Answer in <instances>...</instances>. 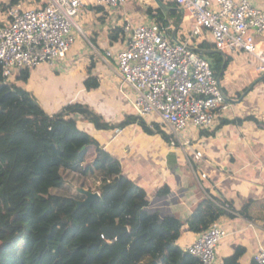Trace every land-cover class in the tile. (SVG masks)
I'll list each match as a JSON object with an SVG mask.
<instances>
[{"label": "trees", "instance_id": "obj_1", "mask_svg": "<svg viewBox=\"0 0 264 264\" xmlns=\"http://www.w3.org/2000/svg\"><path fill=\"white\" fill-rule=\"evenodd\" d=\"M20 1L0 0V10L8 17ZM178 11L172 8L168 19L179 18ZM146 12L168 27L165 10L147 7ZM5 23L0 20V27ZM111 31V43L124 34L120 26ZM214 46L199 45L208 50ZM210 57L219 76L229 58L217 52ZM95 65L93 57L89 73ZM30 74L31 69L21 71L13 83H4L0 66V264H201L178 240L185 227L197 234L223 217H234L231 206L211 195L186 220L150 213L147 190L123 173L121 160L81 129L74 115L98 130L138 124L149 135L161 134L168 144L172 135L134 114L111 124L79 102L49 115L19 85ZM85 86L99 88L97 75L91 74ZM90 177L99 182L100 196L87 206ZM169 192L165 185L158 195ZM241 214L247 215L246 210ZM117 224L128 226L129 233L117 241L103 238L102 228ZM244 253L238 247L222 264H241Z\"/></svg>", "mask_w": 264, "mask_h": 264}, {"label": "crops", "instance_id": "obj_2", "mask_svg": "<svg viewBox=\"0 0 264 264\" xmlns=\"http://www.w3.org/2000/svg\"><path fill=\"white\" fill-rule=\"evenodd\" d=\"M255 2L264 8V0ZM166 3H170L169 11L179 10L175 3ZM97 6L89 4L83 10L79 24L86 38L74 44L67 58L55 67L41 64L31 69L28 81L19 85L31 92L49 115L79 102L116 124L127 115L136 114L131 103L132 91H127L129 99L117 89L115 58L103 57L106 52H117L123 47L122 36L111 43L110 32L127 20L134 26L155 21L146 9L159 6L155 0H127L123 6L109 11L103 7L98 11ZM169 11H165L167 19ZM178 12L179 18L168 19V33L179 42L189 38L194 19L186 11ZM256 39L264 50V35H257ZM202 42L214 46L210 38H195L198 48ZM209 50L220 53L215 46ZM224 56L229 61L219 76L229 110L214 128H192L187 133L192 145L185 150L172 148L161 134L148 135L138 124L117 134V129L98 130L92 123L82 121L81 116L74 117L81 129L121 160L123 173L147 190L150 213L186 220L211 195L231 206L236 215L218 221L228 235L217 249V264H222L238 247L245 248L241 264H253L255 255L264 247V74L258 71L259 62L254 56L241 51ZM93 57L96 65L89 73ZM91 74L97 75L100 86L88 90L85 82ZM132 129L134 132L128 135ZM197 152L201 157H197ZM165 185L170 192L158 195ZM243 210L247 215L241 214ZM196 235L185 227L178 245L186 250Z\"/></svg>", "mask_w": 264, "mask_h": 264}, {"label": "built area", "instance_id": "obj_3", "mask_svg": "<svg viewBox=\"0 0 264 264\" xmlns=\"http://www.w3.org/2000/svg\"><path fill=\"white\" fill-rule=\"evenodd\" d=\"M126 1L40 0L33 6L30 0H21L8 11V19L0 27L4 83H13L21 71L41 64L55 67L66 59L77 33L83 35L76 18L86 6L96 4L109 11ZM163 1L175 3L180 11L193 17L194 27L187 40L174 41L168 27L154 21L134 26L127 20L122 26V49L106 52L103 57L115 58L117 89L129 99L127 91H132L136 116L151 126L168 128L173 137L169 145L185 150L192 145L187 137L192 128H214L230 107L213 61L196 50L195 38H210L224 55L241 51L254 56L259 62L258 71L264 74V50L256 39L264 35V8L255 0ZM122 130L117 129V134ZM197 157H201L200 152ZM227 235L225 226L217 221L197 233L185 251L201 264H217V249ZM254 259L264 264V247Z\"/></svg>", "mask_w": 264, "mask_h": 264}, {"label": "water", "instance_id": "obj_4", "mask_svg": "<svg viewBox=\"0 0 264 264\" xmlns=\"http://www.w3.org/2000/svg\"><path fill=\"white\" fill-rule=\"evenodd\" d=\"M155 2L163 10L169 11L170 8L165 4L163 0H155ZM196 50L203 55H209L214 52L213 50H207V49H202V48H196ZM219 79L221 80V76H219ZM87 194H88L87 200L84 202V204L87 206H91L93 201L96 200L100 196V194L95 193V192H87ZM129 231H130V228L123 224L104 226L102 228V232L105 238L108 240H113V241L119 240L122 236L129 233Z\"/></svg>", "mask_w": 264, "mask_h": 264}, {"label": "rangeland", "instance_id": "obj_5", "mask_svg": "<svg viewBox=\"0 0 264 264\" xmlns=\"http://www.w3.org/2000/svg\"><path fill=\"white\" fill-rule=\"evenodd\" d=\"M40 0H30V2H31V4L33 5V6H36L37 5V3L39 2ZM80 17L81 16H78L76 19H77V21L80 23ZM7 19H8V17H7V13H4L3 11H1L0 10V20H2V22H4V21H7ZM81 26V28H82V25H80ZM82 32H83V35L81 34V33H77V35H76V41H75V43L74 44H76L77 42H79V41H83V39H85L84 38V35H86V32H85V30H84V28H82ZM70 53V52H69ZM209 59H211L210 58V55H206ZM116 64H117V62H116ZM134 97V95L132 94V98ZM82 121H84L85 122V120L82 118ZM160 126V125H159ZM164 130L165 131H167L168 130V128H164ZM169 131V130H168ZM167 131V132H168ZM134 131H133V129L132 130H130L129 132H128V135H132V133H133ZM149 135V134H148ZM126 136V135H125ZM177 150V149H176ZM176 150H175V152H176ZM88 192H98L99 191V187H100V184H99V182L94 178V177H90L89 178V180H88Z\"/></svg>", "mask_w": 264, "mask_h": 264}]
</instances>
